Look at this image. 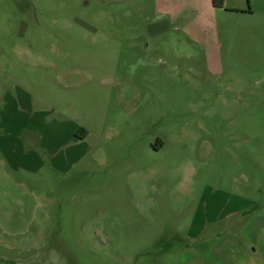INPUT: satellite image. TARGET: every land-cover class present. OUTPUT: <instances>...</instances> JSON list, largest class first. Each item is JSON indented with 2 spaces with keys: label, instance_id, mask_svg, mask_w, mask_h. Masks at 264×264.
<instances>
[{
  "label": "rangeland",
  "instance_id": "374dc122",
  "mask_svg": "<svg viewBox=\"0 0 264 264\" xmlns=\"http://www.w3.org/2000/svg\"><path fill=\"white\" fill-rule=\"evenodd\" d=\"M222 3L0 0V264H264V0Z\"/></svg>",
  "mask_w": 264,
  "mask_h": 264
},
{
  "label": "trees",
  "instance_id": "16d2710c",
  "mask_svg": "<svg viewBox=\"0 0 264 264\" xmlns=\"http://www.w3.org/2000/svg\"><path fill=\"white\" fill-rule=\"evenodd\" d=\"M211 2H212V6L214 7V8H222L223 7V0H211ZM250 11V9L248 10V12ZM78 133H77V136L79 137V138H81V139H83L85 136H86V132L84 131V130H78L77 131ZM81 133V134H80ZM80 134V135H79Z\"/></svg>",
  "mask_w": 264,
  "mask_h": 264
},
{
  "label": "crops",
  "instance_id": "0c3cea01",
  "mask_svg": "<svg viewBox=\"0 0 264 264\" xmlns=\"http://www.w3.org/2000/svg\"><path fill=\"white\" fill-rule=\"evenodd\" d=\"M51 150V149H50Z\"/></svg>",
  "mask_w": 264,
  "mask_h": 264
}]
</instances>
